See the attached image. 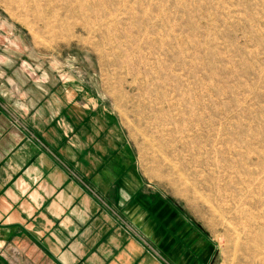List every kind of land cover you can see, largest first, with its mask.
I'll list each match as a JSON object with an SVG mask.
<instances>
[{"label":"rangeland","instance_id":"rangeland-1","mask_svg":"<svg viewBox=\"0 0 264 264\" xmlns=\"http://www.w3.org/2000/svg\"><path fill=\"white\" fill-rule=\"evenodd\" d=\"M73 113L120 143L98 210L161 215L190 264H264V0H0V196ZM22 210L0 203V264L40 261Z\"/></svg>","mask_w":264,"mask_h":264},{"label":"crops","instance_id":"crops-1","mask_svg":"<svg viewBox=\"0 0 264 264\" xmlns=\"http://www.w3.org/2000/svg\"><path fill=\"white\" fill-rule=\"evenodd\" d=\"M72 117L74 136L65 129L56 134L53 125L39 128L37 143L26 159L32 164L33 183H24L16 194L9 191L0 196V203L23 207L17 220H34L27 234L40 243L38 264L192 263L177 258L173 241L165 229L158 228L162 218L157 216L161 215L121 211L125 206L117 207L120 211L98 210L97 198L87 187L104 188L97 191L107 203L116 205L120 170L114 172L113 161L120 143L114 137L115 127L106 131L101 119L94 123L82 115L73 113ZM97 180L100 186L95 185ZM129 202L127 199L125 204ZM83 204H88L87 210L82 209Z\"/></svg>","mask_w":264,"mask_h":264}]
</instances>
